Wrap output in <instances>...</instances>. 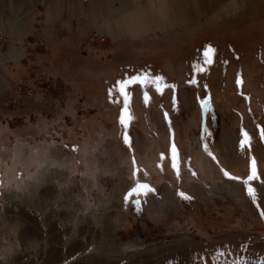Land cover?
Listing matches in <instances>:
<instances>
[{"label":"rangeland","instance_id":"rangeland-1","mask_svg":"<svg viewBox=\"0 0 264 264\" xmlns=\"http://www.w3.org/2000/svg\"><path fill=\"white\" fill-rule=\"evenodd\" d=\"M190 1L0 3L37 35L57 6L88 27L27 54L0 35V264H264V0L196 26L218 3ZM135 77L161 91L127 85L121 123Z\"/></svg>","mask_w":264,"mask_h":264},{"label":"crops","instance_id":"crops-1","mask_svg":"<svg viewBox=\"0 0 264 264\" xmlns=\"http://www.w3.org/2000/svg\"><path fill=\"white\" fill-rule=\"evenodd\" d=\"M2 1L4 2V0H2ZM2 1H0L1 5H2ZM56 1L60 2V0H56ZM204 1L209 2L211 0H204ZM212 1L215 2L216 0H212ZM229 1L230 0H217L218 4L214 8H212L211 10H209L205 13L200 12L198 3H194V4L192 3V6H194V8L196 9V12H195L196 16L197 15L199 16V20H198V22L194 23V26H196L197 23H202L204 21L205 15L207 13H210L211 11H213L214 9H216L217 7H219L221 5H226ZM234 1L235 0H233V2ZM191 2H194V0L190 1V3ZM245 2H247V0H245ZM174 4L176 5L175 2H174ZM142 5H144V4H142ZM242 10H244V8ZM252 10L250 11L251 13L253 12ZM47 12L44 16L43 29L41 32L38 33V35H37V31H36V26L34 24L35 20L31 21L32 25L28 24L27 20H26V23L24 25L23 20L17 18V19H13L10 21L4 17V14H2V15H0V20L2 19L1 20L2 26H0L1 27L0 28V35L5 37L6 39L7 38L13 39L14 43L11 42L10 45L12 47H15L13 51H17V54H19V53L27 54V52H28V48L26 46V38L27 37H32L34 40L38 38V40L49 41V43H53V41H55L57 39L64 40L66 38L72 39V38H77L78 36H82L85 33L86 28H88L87 24H85V27H83V23L85 21H84L82 15H77L75 18H73L71 13L70 14L67 13L65 16H62V9L58 6L55 8L53 13L52 12L49 13V11H47ZM239 12L240 11H236L235 14H237V13L239 14ZM177 14H178V12H177ZM9 23H10V25H9ZM181 28H177L178 29L177 31H180ZM79 31H80V33H79ZM261 43H263L262 39H258V44H256V48L260 47ZM230 48H241V47L239 45H234L231 43ZM251 68H253V65H251L248 62L246 63V65L241 64L238 67H236L234 73L236 75H239V77H238V80L235 82L237 84H241V85L244 84L245 85L246 81L243 82L244 78H243L240 71H243L245 73L246 69L249 70ZM6 79H7V77H6ZM208 84L211 87L210 82Z\"/></svg>","mask_w":264,"mask_h":264},{"label":"snow or ice","instance_id":"snow-or-ice-1","mask_svg":"<svg viewBox=\"0 0 264 264\" xmlns=\"http://www.w3.org/2000/svg\"><path fill=\"white\" fill-rule=\"evenodd\" d=\"M212 49H208L206 52H205V57L207 58V62H211L210 60V54L212 53ZM162 80L161 77H156L154 80H147V78H140V77H135L133 79H130L128 81H122L120 83V89L119 91L121 92V94H123L125 96V108H124V112H125V116H122L121 118V123H126L127 122V119H131V117L127 114V99H128V96H127V92H126V87L127 85L129 84H133V83H141V84H153L157 91H161V84H160V81ZM126 139V142H127V137L125 138ZM249 140L248 136H247V133L244 134V140L241 142V145L243 146L245 143H247ZM175 147H173V153H175ZM174 160H175V156H174ZM174 167L176 166L175 163L173 165ZM225 175H228L227 173H225ZM256 177V171H255V162L253 161V168H252V175L248 177V180L244 181V183H248V181L254 179ZM230 178H234V177H230ZM234 179H239V178H234ZM141 191L143 192H147V191H152V189L148 186V185H145V184H138L136 188H134L132 190L131 193H129V195H131L132 193H136V194H139ZM248 193L250 196H252L253 198H255V191L254 189H252L251 187L248 188ZM181 196H184L183 193L180 194Z\"/></svg>","mask_w":264,"mask_h":264},{"label":"trees","instance_id":"trees-1","mask_svg":"<svg viewBox=\"0 0 264 264\" xmlns=\"http://www.w3.org/2000/svg\"><path fill=\"white\" fill-rule=\"evenodd\" d=\"M210 49L213 50V49H214L213 46H211ZM204 52H205V49H204ZM204 58H205V57H204ZM129 80H130V79H129ZM133 84H136V83H133ZM140 84H141V83H140ZM141 85H142V84H141ZM168 86H170V85L168 84ZM163 87H164V86H163V84H162V88H163ZM170 87H171V86H170ZM193 87H195L196 89H200V86H198L197 84H194ZM259 164H261V163L259 162ZM257 166H259V165H257Z\"/></svg>","mask_w":264,"mask_h":264},{"label":"built area","instance_id":"built-area-1","mask_svg":"<svg viewBox=\"0 0 264 264\" xmlns=\"http://www.w3.org/2000/svg\"><path fill=\"white\" fill-rule=\"evenodd\" d=\"M94 36H96V34L94 35ZM94 37H92V39H93ZM0 46H2V44H0ZM32 92V91H31Z\"/></svg>","mask_w":264,"mask_h":264}]
</instances>
